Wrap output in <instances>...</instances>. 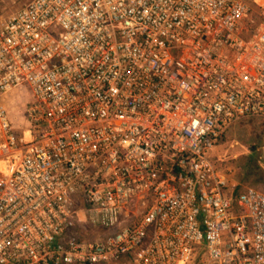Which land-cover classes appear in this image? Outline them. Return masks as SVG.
<instances>
[{
    "label": "built area",
    "instance_id": "built-area-1",
    "mask_svg": "<svg viewBox=\"0 0 264 264\" xmlns=\"http://www.w3.org/2000/svg\"><path fill=\"white\" fill-rule=\"evenodd\" d=\"M249 12L243 0L0 12V264H264V193H237L210 156L234 125L264 120V23L249 27ZM23 94L19 131L10 102Z\"/></svg>",
    "mask_w": 264,
    "mask_h": 264
},
{
    "label": "rangeland",
    "instance_id": "rangeland-1",
    "mask_svg": "<svg viewBox=\"0 0 264 264\" xmlns=\"http://www.w3.org/2000/svg\"><path fill=\"white\" fill-rule=\"evenodd\" d=\"M30 0H0V12H10L26 5ZM249 7L248 26L256 29L264 23V0H243ZM250 35V34H249ZM29 101L27 95L15 97L10 102V111L16 128H24L23 111ZM210 156L225 162L232 170L238 188L254 187L264 193V120H244L232 127L221 144ZM98 236V235H96Z\"/></svg>",
    "mask_w": 264,
    "mask_h": 264
},
{
    "label": "trees",
    "instance_id": "trees-1",
    "mask_svg": "<svg viewBox=\"0 0 264 264\" xmlns=\"http://www.w3.org/2000/svg\"><path fill=\"white\" fill-rule=\"evenodd\" d=\"M240 191H241L240 188H238V189H237V193H239Z\"/></svg>",
    "mask_w": 264,
    "mask_h": 264
}]
</instances>
